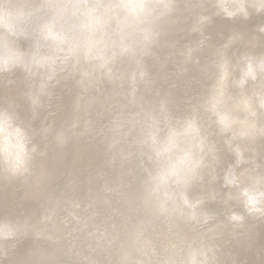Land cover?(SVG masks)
<instances>
[{
	"label": "clouds",
	"instance_id": "9594fccd",
	"mask_svg": "<svg viewBox=\"0 0 264 264\" xmlns=\"http://www.w3.org/2000/svg\"><path fill=\"white\" fill-rule=\"evenodd\" d=\"M0 264H264V0H0Z\"/></svg>",
	"mask_w": 264,
	"mask_h": 264
}]
</instances>
